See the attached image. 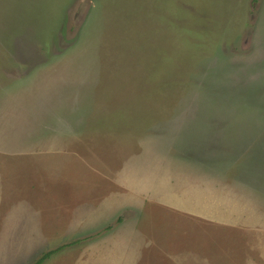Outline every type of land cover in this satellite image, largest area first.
Here are the masks:
<instances>
[{"label":"rangeland","instance_id":"1","mask_svg":"<svg viewBox=\"0 0 264 264\" xmlns=\"http://www.w3.org/2000/svg\"><path fill=\"white\" fill-rule=\"evenodd\" d=\"M61 247L264 264V0H0V264Z\"/></svg>","mask_w":264,"mask_h":264},{"label":"crops","instance_id":"2","mask_svg":"<svg viewBox=\"0 0 264 264\" xmlns=\"http://www.w3.org/2000/svg\"><path fill=\"white\" fill-rule=\"evenodd\" d=\"M62 205H64L65 208H68L66 201L63 199L61 195L57 194V191L54 190L53 193L50 192V194H47V198H46V208L48 209L47 211L50 210L53 211L52 209L54 208V206H56L59 209H62ZM58 217H60V215Z\"/></svg>","mask_w":264,"mask_h":264},{"label":"trees","instance_id":"3","mask_svg":"<svg viewBox=\"0 0 264 264\" xmlns=\"http://www.w3.org/2000/svg\"><path fill=\"white\" fill-rule=\"evenodd\" d=\"M63 249V247L59 248L58 250H54V251H49L44 253L41 258H39L35 264H42L46 259H48L51 255L55 254L58 251H61Z\"/></svg>","mask_w":264,"mask_h":264}]
</instances>
